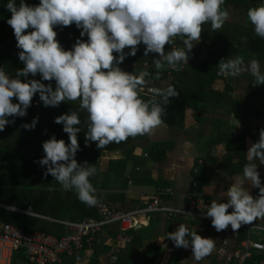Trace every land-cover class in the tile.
I'll use <instances>...</instances> for the list:
<instances>
[{
	"label": "clouds",
	"instance_id": "9594fccd",
	"mask_svg": "<svg viewBox=\"0 0 264 264\" xmlns=\"http://www.w3.org/2000/svg\"><path fill=\"white\" fill-rule=\"evenodd\" d=\"M224 3L225 0H39L38 4L29 5L19 0L17 5L16 0H8L6 10L11 17L6 22L13 30L23 68L10 77L0 67V132L14 124V118L25 117L38 94L46 108L79 101V109L87 113L86 146L95 142L97 148L103 149L130 137L151 135L161 125L170 98L179 93L171 85L151 88V96L145 100L140 94L150 73H129L119 65L128 56H136L143 44L144 56L155 54V80L161 78L166 65L180 71L182 64H188L194 42L201 40L202 26L210 23L211 29L218 31L229 18ZM246 15L255 35L264 39V3L250 7ZM73 24L80 30V38L65 50L55 28ZM85 36L87 40L81 39ZM177 37L183 47L166 51V45L171 46ZM216 66L220 76L238 77L248 71L255 85H264V72L255 59L245 67L240 56L221 58ZM37 75L40 79L29 78ZM38 121L36 116L22 127L34 130ZM54 123L63 125L69 143L53 135L42 143L43 157L34 162L46 167L44 175L54 177L65 191L74 190L82 203L96 206L99 201L90 177L97 169L87 161L80 164L75 158L81 150L79 111L61 114L54 118ZM230 123L234 128L240 126L233 113ZM246 160L249 163L243 168V178L225 192L226 202L212 200L204 212L217 232L229 225L236 232L242 225L264 219V183L253 163L258 160L264 164V128L259 131V140L249 147ZM246 183L259 189L258 197L250 194L244 187ZM176 211L190 215L181 209ZM167 238L176 248H191L197 262L209 256L215 247L212 238L189 231L183 223Z\"/></svg>",
	"mask_w": 264,
	"mask_h": 264
},
{
	"label": "crops",
	"instance_id": "0c3cea01",
	"mask_svg": "<svg viewBox=\"0 0 264 264\" xmlns=\"http://www.w3.org/2000/svg\"><path fill=\"white\" fill-rule=\"evenodd\" d=\"M228 12L230 16L231 10ZM229 19L230 17L226 21ZM244 22L238 28V35L240 31L243 34L245 31H251L250 23L247 20ZM221 29L223 32L218 30V38H220V40L217 39L218 41H209L201 35L198 47H193L196 56L189 58V64H196L205 59L209 45H214L212 55L216 65L221 58L235 56L243 58L245 67L250 65L251 60H257L255 55L249 52L248 40L243 34L239 35L240 39L235 40L236 36L232 38L228 36L226 27L223 26ZM230 31L236 35L234 28ZM236 41L240 43L244 51L234 50ZM259 64L261 71L264 72L260 62ZM185 73L188 75L182 78L187 82L190 80V75L189 72ZM146 80L148 83L145 88L151 86L161 89L172 81H178L173 73H167L159 80H155L154 77L149 80L146 78ZM210 89L214 93L208 92L204 100L193 95L186 99L183 123L169 125L162 121L151 135L130 137L124 146L114 147L109 151L103 150L100 156L104 160L128 159L122 170V177L127 178L128 181L124 188L120 184L114 186L103 183L95 189V194L97 196L100 194L102 199L104 198L105 202L107 201L112 207L124 211L140 207L154 196H159L167 205L180 208H188L189 195L204 197L210 203L212 200L226 202L225 192L234 182H240L243 178V168L246 163H249L246 160V153L251 144L259 140V131L264 128V85H255L254 77L250 72L243 71L238 77L220 76L214 79ZM232 113L240 122L237 128L230 123ZM241 135V139H234ZM253 163L257 164L262 183H264V164H259L258 160ZM244 187L254 198L258 197L259 189L247 183ZM3 204L9 206L7 210L14 211L11 205ZM28 208L36 214L35 217L53 223H58L54 220H80L78 210L74 208L70 212L63 208L64 215L61 217L36 213L32 205H28L25 209ZM187 214L190 215L178 214L168 217L158 213L145 219L146 224L142 227L151 222L153 230L151 236L143 240L140 255H146L148 248L156 244L163 253L160 264H165L168 255L172 253L180 254L182 264H228L230 261H227L226 255L231 254L240 241L246 238L253 240L264 238V230L249 229L243 225L236 232L230 225L220 232L215 229L211 231L210 219ZM180 223L185 224L189 231H196L202 237L212 238L215 241V247L209 256L197 262L192 256L182 253V248L174 246L173 242L167 238V234L175 231ZM250 225L264 227V219H258ZM120 234L119 232L110 254L119 251L117 243H124ZM222 244L225 245V254L222 253L221 257L218 256V249ZM167 248L171 250L169 254ZM87 252L89 257L91 250ZM251 252V257L247 259L246 264H264V250L251 249Z\"/></svg>",
	"mask_w": 264,
	"mask_h": 264
},
{
	"label": "trees",
	"instance_id": "16d2710c",
	"mask_svg": "<svg viewBox=\"0 0 264 264\" xmlns=\"http://www.w3.org/2000/svg\"><path fill=\"white\" fill-rule=\"evenodd\" d=\"M25 2L29 5H36L39 3V0H25ZM7 3L8 0H0V67H2L10 77H15L17 69L23 68V63L20 62L18 58L20 50L16 47L13 30L6 22L7 19L11 17V13L6 10ZM16 3L18 5L19 0H16ZM261 3H264V0H225L223 7L226 10L227 7H231V13L229 16L230 19L225 21L223 26L226 27V30H228L225 31L230 38H232V36H236L235 40L241 38L239 35H242L243 33L240 31L238 35V28L244 20H247V10L250 7L258 6ZM202 27V36L205 37V39H208L209 41L220 40V38H218V31H213L210 23H205ZM232 28L235 29L236 35H234V33L232 34L230 31ZM249 28L251 31H247L249 33L245 31L243 34L248 40V50L255 55V58L264 68V39L255 35L252 25ZM66 30H70L72 34L67 36L64 35V40L63 38H58V40L65 50H69L72 48L76 39L80 38V30L77 29L74 24L69 27L55 28V31H57L60 36H62ZM219 31L223 32L222 29H219ZM81 39L87 40V36ZM236 42L237 44L234 46V50L239 52L244 51L240 43L238 41ZM174 44L180 46L181 48L183 47L182 41L179 37L175 38L172 45ZM172 45H166V49H170ZM144 47L145 46L141 44L136 56H128L124 62L119 65V67L126 72L130 71V73L134 72L135 74H138V71L131 69V65L136 64L140 69L142 67H139V65L141 66L144 61H148L149 67L146 71L150 73V76L147 77L149 80L154 77L156 72V69L152 64L155 54H149L148 57L144 56ZM214 49V45H209L207 57L205 59L200 60L196 64L188 63L181 65L180 71H171L179 82L172 81L166 87L169 85L173 86L179 94L177 97L170 98L171 102L167 105L166 111L162 117L163 122L169 125L183 123L186 99L189 96L193 95L196 98L204 100L208 92L214 93V91L210 89L211 82L220 77V75L217 74L218 69L212 55V51L214 52ZM125 51H128V49H125ZM195 56L196 53L192 49L191 53H189V58H194ZM185 72H189L190 75V80L187 82L182 78L188 75ZM167 73L168 67L166 65L161 72V76H166ZM29 78L40 79V76H30ZM42 82L45 84L49 83L48 81ZM51 83L54 87L55 82L52 81ZM144 89L145 90H143L140 95L146 100L150 98L151 92H147L146 88ZM13 102L17 101L13 100ZM71 110L79 111L81 120V124L79 125L81 132L78 133V141L81 150L77 152L75 158L80 164L87 161L89 164L95 165L97 172L93 177H90V182L93 184L94 188L98 189V186H102L103 183H109L110 185L113 184L114 186H118L120 184L122 188L127 186L128 179L122 177V170L125 168L124 166L127 164L128 159L104 160L100 154L103 150L109 151L114 149V147L124 146L129 139L125 142H121L120 144L111 143L103 149L97 148L95 142L86 146L85 132L88 130L87 113L86 111L79 109V101H67L62 103L59 107L46 108L43 106L42 102L39 101V95L37 94L33 98L32 106L27 110V115L22 118H14L15 123L7 125L5 129L0 132L1 203H5V196L9 193H16L11 189H23L28 192L30 191L29 188H42V190H45V195L41 194L38 196V199L41 201L40 203H37L38 207L40 205L39 210L47 205L58 215L57 217H61L64 215L62 213L63 208L68 212L74 208L78 210L80 219L92 216L96 217L97 211L95 206L89 207L82 203L77 198L74 190L65 191L61 185L54 180V177L50 174L47 176L44 175L46 167H41L38 163L34 162L43 157L44 152L42 143L50 139L53 135H55L57 139H63L66 143H69L67 134L63 132V125L54 123V118L61 114L70 113ZM36 116L39 117V121L35 129L30 131L25 130L22 125L25 123H31L32 119ZM9 119L13 118L10 117ZM81 138L84 142H80V140H82ZM241 138L242 135L237 136L234 139ZM97 198L98 201H105L104 198L102 199L100 194H98ZM28 205L29 204H25L24 207L15 205L11 206L25 209ZM33 209L34 212L37 211L36 213H39L34 207ZM0 222H10L18 227H22L26 231L41 230L57 236L64 233V228L61 224L3 208H0ZM152 228L153 226L151 222H149L145 227L140 226L136 229L132 228L127 230L124 235L129 239L124 241V243L122 242L121 247L118 246L119 251L112 253L110 256L111 260H109L106 264H160L163 253L161 248L156 244L148 248L146 255H140V248L143 246V240L151 236V232L153 230ZM119 232L120 228L118 222L103 225L96 234V238L90 249L91 253L89 254L85 264H101L99 257L103 254L111 252L114 243H116L115 239ZM112 256H114V258H112ZM168 256L169 257L166 259L165 264H182L180 261V254L172 253ZM17 262H20L21 264H33L32 258L25 253L24 249H20L14 253L12 264H16ZM58 264L75 263L72 257L63 256L62 262ZM228 264H233V262L230 261Z\"/></svg>",
	"mask_w": 264,
	"mask_h": 264
},
{
	"label": "built area",
	"instance_id": "2783aa9c",
	"mask_svg": "<svg viewBox=\"0 0 264 264\" xmlns=\"http://www.w3.org/2000/svg\"><path fill=\"white\" fill-rule=\"evenodd\" d=\"M172 47L180 48L175 44ZM165 50L169 51L171 48ZM141 67L140 71H146L149 67V62L144 61ZM167 67L168 73L174 70L169 66ZM131 69L139 72L136 64H132ZM151 88L153 87H146L147 92H150L149 89ZM187 202L188 208H180L167 205L159 196H154L142 206L124 211L111 207L105 201H99L95 206L97 211L96 217H87L76 221L54 220L64 228V233L60 236L41 230L26 231L22 227H18L10 222H2L0 223V264H12L14 253L20 249L25 250V253L32 258L34 264H58L62 262L63 256L72 257L75 264H85L88 259L87 251H90L97 232L105 224L118 222L121 233L120 238L123 241H127L129 238L124 233L127 230L146 224L145 219H148L153 214L161 213L172 217L180 214L176 209H181L186 214L191 213L205 218L204 212L207 211V206H210L208 199L189 195ZM11 209L28 215H36L30 208L20 209L11 207ZM206 219L211 220V218ZM243 226L249 229L257 228L264 230V227L255 225ZM209 228L211 231L214 230L212 226H209ZM224 247L225 245L222 244L218 249V256H221L222 253L225 254ZM236 247L231 254L226 255L227 261H231L233 264H246L247 259L251 257V249L264 250V238L262 240L246 238L240 241ZM167 252L169 253L171 250L167 248ZM182 253L192 256L191 248H182Z\"/></svg>",
	"mask_w": 264,
	"mask_h": 264
},
{
	"label": "rangeland",
	"instance_id": "374dc122",
	"mask_svg": "<svg viewBox=\"0 0 264 264\" xmlns=\"http://www.w3.org/2000/svg\"><path fill=\"white\" fill-rule=\"evenodd\" d=\"M227 10L228 11L231 10V7H227ZM69 34H72V32L70 30H66L64 32V34H62V36H60L58 34L57 35V39L58 38L59 39L60 38L61 39L63 38V40H64V35L67 36ZM198 43L196 42V44L194 46L198 47ZM29 189H30V191H28V192H27V190H23V189H17V190L16 189H11V190H14L16 193H14V194L9 193L7 196H5V200H6L5 203L11 204V205H15V206H20V207H24L25 204H29L30 206L32 205L36 210H38L39 213H41L43 215H47V216H51V217L58 216L47 205H45L43 208H41V210H39L40 209V205L38 207L37 206V203H40L41 201L38 199V196H40L41 194L42 195H45V190H42V188H29ZM7 206L0 202V207H2L3 209H8L9 206L8 207ZM11 207H13V206H11ZM121 244L122 243H120V244L117 243V246L121 247L122 246ZM109 254L110 253L103 254L102 256L99 257V260H100V263L101 264H106L109 260H111V258H110L111 254L110 255ZM16 264H21V263L20 262L19 263L17 262Z\"/></svg>",
	"mask_w": 264,
	"mask_h": 264
}]
</instances>
